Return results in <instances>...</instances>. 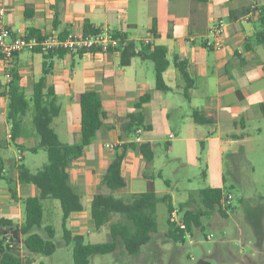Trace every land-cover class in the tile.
I'll return each instance as SVG.
<instances>
[{"label": "crops", "instance_id": "crops-1", "mask_svg": "<svg viewBox=\"0 0 264 264\" xmlns=\"http://www.w3.org/2000/svg\"><path fill=\"white\" fill-rule=\"evenodd\" d=\"M251 2L0 0V11L3 10L0 25L9 28L13 35L27 34L29 28L36 29L40 36L62 37L69 32L83 33V23L88 20L96 28L124 34L127 41L136 43V48L144 40L149 41L147 44L162 45L166 48L168 60L163 72L166 90L156 88L151 60L134 56L129 65L121 66L117 49L82 53L64 51L60 55L55 52L48 58L42 52L24 49L15 54L9 66L0 60V156L4 161L0 178L15 185L11 191H15L16 195H10V189L0 190V215L11 217L14 222L20 220L16 214L19 215L21 211L23 199L37 194L33 184L18 181V164L22 162L18 161L17 156L14 162L6 166L1 152L11 140L10 124L6 118L7 96L4 94L10 80L7 74L14 68L20 77L22 91L30 97L34 82L42 75L44 60L50 65L46 85L54 89L61 104V112L53 120L55 125L52 122L57 134L61 133L64 137L61 141L73 143L80 140L79 96L82 92L96 90L102 101V109L108 115L82 156L69 168L70 182L82 198L83 210L71 213L67 226L73 233L83 235L86 243L106 242L104 239L108 232L105 225L96 228L91 217V200L97 191L109 193L101 185L105 167L116 152L115 147L109 145L116 146L123 141L135 142L136 134L133 133L135 137L131 138V133L123 129V124L127 115L135 111L136 102L144 94H150V99L141 108L143 123L150 125V129L140 133L141 142L151 141L155 149L161 141L174 159H184L191 166L192 147L196 148L201 141L215 145L217 149L209 163L215 166L220 182L213 186L223 187L225 150L237 151L244 144L248 146L253 134H260L264 126V45L252 37L259 25V15L245 17ZM260 2L263 8L264 0ZM219 18L226 22L222 46L218 49L205 47L203 42L207 38V29ZM153 22L156 34L152 33ZM175 57L186 61L188 82L175 66ZM186 89L189 98L184 96ZM194 109L210 119V122H196L193 118ZM25 126L26 134L20 142L25 146L35 145L38 136L32 128ZM30 139L34 143L26 144V140ZM111 150L115 151L114 154L110 153ZM154 158L146 163L136 149H129L121 166L126 186L113 191V195L128 199L134 193L145 191L146 175H155ZM159 172L161 176H158ZM156 176L163 177L162 169L156 172ZM165 184L166 187L154 188L156 195L161 197L169 194L173 207H177L175 199L181 192L171 187L169 179H165ZM186 193L181 194L185 200L188 197ZM46 203L52 215L49 223L56 220L61 225L59 201L46 199ZM168 216L167 210V228ZM166 231L161 232V235L157 231L151 243L136 256H129L122 247H118L124 263L160 264L163 248L158 244V237L167 241ZM36 257L35 254L31 264H43ZM200 261L209 264L206 259Z\"/></svg>", "mask_w": 264, "mask_h": 264}, {"label": "trees", "instance_id": "trees-1", "mask_svg": "<svg viewBox=\"0 0 264 264\" xmlns=\"http://www.w3.org/2000/svg\"><path fill=\"white\" fill-rule=\"evenodd\" d=\"M259 25L255 29L253 39L264 45V7L259 14ZM101 28L94 27L88 20L83 23V33H94ZM113 34L119 38L118 47L120 65L127 66L134 56L149 59L153 62L155 72V86L158 90H166L163 80V72L168 66L166 48L162 45H151L143 42L136 43L127 41L124 34L113 30ZM152 33L156 34L155 22ZM28 36L41 38L38 31L29 28ZM111 50V49H109ZM108 50V51H109ZM55 52L62 54L63 50L43 53L45 58ZM2 54L0 52V59ZM174 64L181 76L188 82L186 61L174 58ZM48 65V66H47ZM50 65L43 61L41 77L34 82L32 94L27 97L22 91L20 77L14 68L9 70L10 80L5 87L4 94L7 96L6 118L10 124L11 141L20 150L36 152L38 149L45 150L47 162L35 171H31L25 164H18V181L24 184H33L37 194L28 196L23 200L24 219L16 223L11 217L0 215V264H31L33 255H50L55 250L52 241L55 230L51 223L43 224L44 207L43 200L57 199L62 211V237L66 245L72 248V257L75 264H89L92 255L115 252L118 247L129 256H136L141 249L150 244L157 233L156 205L159 201L166 203L168 214L174 208L169 194L161 197L156 195L154 189V175H146L147 188L140 193H134L128 199L116 197L113 191L126 186V180L121 173L122 162L129 149H136L146 161L150 163L154 158V144L151 141L136 143L123 141L116 145L115 155L105 167L101 185L109 190V193L97 191L91 200V217L96 228H100L109 222L110 240L101 243H86L81 234L73 233L67 226V220L71 213L82 211V198L70 182L71 164L79 159L99 128L104 125L107 113L102 109V101L99 93L94 90H86L79 96L80 105V140L79 142L67 143L60 140L56 130L52 126L53 120L61 112V104L52 87L46 85V74ZM193 85V81H192ZM188 86V84H187ZM184 96L189 98V91H184ZM150 99V94L139 97L135 104V111L127 115L123 129L128 133H135L138 127L149 130L150 125L143 123L144 115L142 105ZM31 111L33 130L38 136V142L32 146H25L20 139L26 134L24 117ZM193 118L196 122H210L200 111L194 109ZM1 146V142H0ZM4 161L0 156V176ZM161 176V173H158ZM167 182V180H166ZM223 188L221 186H207L196 191H190L185 201L177 208L182 213L185 229H179L168 219L166 237L174 241L184 242L186 235H193L194 229H202V218L212 215L217 211L222 216L227 215V205H222ZM264 200V197H263ZM199 206L195 207V204ZM117 215L118 219L111 221V216ZM42 227L45 234L35 231ZM11 232L13 238L24 235L22 244L29 257L24 258L20 249L10 246L4 236ZM18 240V239H17ZM199 264H208L200 261Z\"/></svg>", "mask_w": 264, "mask_h": 264}, {"label": "rangeland", "instance_id": "rangeland-1", "mask_svg": "<svg viewBox=\"0 0 264 264\" xmlns=\"http://www.w3.org/2000/svg\"><path fill=\"white\" fill-rule=\"evenodd\" d=\"M24 122L25 125L33 129L31 112L24 117ZM53 123L55 125L56 122ZM58 134L60 139L64 140L63 135ZM134 137L132 133L131 138ZM33 143L31 139L26 140L28 145ZM216 149L215 145L207 141H201L196 148L192 147V150L190 149V153L192 151L191 166L185 163L184 159L182 161L174 159L171 154L167 153L163 143L159 141L154 149L156 165L153 179L154 188L166 187L165 179H169L171 187L177 188L181 194L182 192L189 194L190 191L218 184L220 179H217L215 166L209 163V159L213 160ZM18 150L9 140L6 149L1 151L6 166H9V162L16 160ZM20 151L23 160L18 161L25 164L31 171L37 170L47 162V154L43 149H38L36 152L21 149ZM115 151L111 150L110 153L114 154ZM223 158V193L231 195L227 204V215L222 216L215 211L210 216H204L202 229H194L193 235H187L184 242L171 239L163 241L158 237V244L163 248L160 264H199L202 259H206L209 264H264V126L260 134H253L248 146L244 144L237 151L225 150ZM159 169H162L163 177L156 176ZM14 186L0 178V190L10 189V195L14 196L15 191H11ZM181 194H178L175 199L177 206L185 201V197H181ZM197 202L195 207L199 206V201ZM42 204L44 207L43 224H47L52 215L46 200H43ZM155 214L157 231L161 235V232L167 230L166 203H158ZM19 217L20 220H16L18 224L24 219L23 203H21L19 215L16 214V218ZM117 219V215H112L110 222ZM51 224L55 229L52 239L55 250L50 255H37L36 260L42 261L43 264H75L72 248L65 244L62 237L61 225L57 224L56 220L51 221ZM108 226L109 222L105 224L107 232H109ZM35 231L45 234L42 227L36 228ZM208 235L211 237L207 238ZM106 236L104 241H109V233ZM23 238L24 235L17 237L18 243H20V253L24 258H27L29 255L23 247ZM122 255L118 250L112 253L94 254L89 264H125ZM151 258L153 260L154 257Z\"/></svg>", "mask_w": 264, "mask_h": 264}, {"label": "built area", "instance_id": "built-area-1", "mask_svg": "<svg viewBox=\"0 0 264 264\" xmlns=\"http://www.w3.org/2000/svg\"><path fill=\"white\" fill-rule=\"evenodd\" d=\"M262 11V4L260 0H252L248 11L245 14L246 18L254 17L259 15ZM3 14V10L0 11ZM226 28V22L219 18L215 20L207 29V38L204 40L203 44L205 47L218 49L222 46V37L224 35ZM149 41L144 40L143 43L147 44ZM119 38L116 37L112 31L108 29H101L94 33H75L69 32L65 36L57 35H47L41 36H28L27 34L13 35L9 28L4 25H0V52L2 54L1 61L5 65L9 66L16 53L22 50L39 51L42 53H48L49 51L63 50L67 52H103L109 49H116L118 47ZM10 77L9 71L7 74ZM144 129L138 127L135 130V142H141L140 133ZM171 137L173 135H170ZM9 137L11 135L9 134ZM116 147L115 145H109ZM17 159H22L21 151L18 150ZM231 195H223L222 205L225 206L229 203ZM168 219L171 223L177 226L179 229H185V223L182 219V213L177 207H174L170 212ZM6 241L9 242L10 246H16L18 248L19 244L16 238L11 241V232L4 234ZM187 237V235H186ZM208 235L207 238H210Z\"/></svg>", "mask_w": 264, "mask_h": 264}]
</instances>
